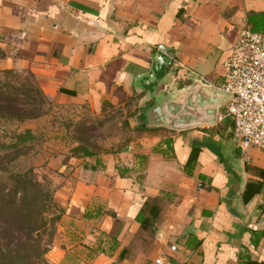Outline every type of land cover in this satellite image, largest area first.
<instances>
[{
    "label": "crops",
    "instance_id": "0c3cea01",
    "mask_svg": "<svg viewBox=\"0 0 264 264\" xmlns=\"http://www.w3.org/2000/svg\"><path fill=\"white\" fill-rule=\"evenodd\" d=\"M252 13L264 0H0V71L96 113L139 108L158 56L219 89ZM233 129L143 131L129 153L87 159L46 264H264V148Z\"/></svg>",
    "mask_w": 264,
    "mask_h": 264
},
{
    "label": "trees",
    "instance_id": "16d2710c",
    "mask_svg": "<svg viewBox=\"0 0 264 264\" xmlns=\"http://www.w3.org/2000/svg\"><path fill=\"white\" fill-rule=\"evenodd\" d=\"M248 25L253 32L264 34V13L250 14ZM2 72L12 73L11 70ZM31 80L35 87L37 83L32 77ZM40 93L48 98L40 88L0 81V125L1 122L11 121L22 124L40 118L35 109L28 108L42 105L43 100H35L34 96ZM143 111L134 114L137 118L136 129L151 131L146 126ZM34 139L30 130L0 135V264H46V256L64 213H51L53 194L49 185L38 179L34 168L23 167L19 163L28 155L31 150L29 143ZM73 151L82 153L74 157L75 168L87 159L99 160L101 157L91 152L88 144L82 140Z\"/></svg>",
    "mask_w": 264,
    "mask_h": 264
},
{
    "label": "rangeland",
    "instance_id": "374dc122",
    "mask_svg": "<svg viewBox=\"0 0 264 264\" xmlns=\"http://www.w3.org/2000/svg\"><path fill=\"white\" fill-rule=\"evenodd\" d=\"M11 72L8 74L2 72L0 81L15 86L23 83L29 88H39L37 84L33 86L34 82L27 73ZM181 80L182 82L179 78L177 80L181 87L188 84L182 78ZM34 96L35 100L40 102L43 100V103L28 108L35 109L41 117L27 120L22 124L13 121L1 122L0 135L25 130L32 132L35 139L29 143L31 150L27 156L19 160V163L23 167L34 168L38 179L49 185L53 194L51 213L60 214L61 211H65L72 173L77 169L74 157L82 154L73 151V148H77L82 140L97 156L129 153L130 150H134L143 133L136 129L137 118L134 116L143 108L142 106L138 108L137 104L121 105L96 113L87 104L60 103L41 93ZM45 239H48L47 236Z\"/></svg>",
    "mask_w": 264,
    "mask_h": 264
},
{
    "label": "water",
    "instance_id": "95a60500",
    "mask_svg": "<svg viewBox=\"0 0 264 264\" xmlns=\"http://www.w3.org/2000/svg\"><path fill=\"white\" fill-rule=\"evenodd\" d=\"M171 64L158 56L154 68L145 76L147 99L142 113L147 128L179 133L215 126L222 107L232 96L194 74L181 87L176 80L179 69H170Z\"/></svg>",
    "mask_w": 264,
    "mask_h": 264
},
{
    "label": "built area",
    "instance_id": "2783aa9c",
    "mask_svg": "<svg viewBox=\"0 0 264 264\" xmlns=\"http://www.w3.org/2000/svg\"><path fill=\"white\" fill-rule=\"evenodd\" d=\"M224 69V83L219 89L232 100L222 107L216 124L232 121L233 134L243 150L264 148V34L242 28ZM171 249L176 251L177 247ZM157 263L164 264V260Z\"/></svg>",
    "mask_w": 264,
    "mask_h": 264
}]
</instances>
